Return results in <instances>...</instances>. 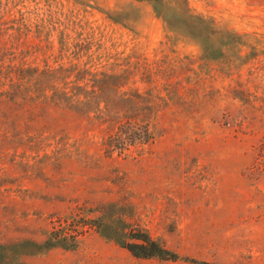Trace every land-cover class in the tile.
Returning <instances> with one entry per match:
<instances>
[{
    "label": "rangeland",
    "instance_id": "374dc122",
    "mask_svg": "<svg viewBox=\"0 0 264 264\" xmlns=\"http://www.w3.org/2000/svg\"><path fill=\"white\" fill-rule=\"evenodd\" d=\"M24 62L55 74L0 103V264H264V0H0V65ZM136 115L155 141L108 157ZM77 206L75 248L44 246ZM137 226L176 260L132 255Z\"/></svg>",
    "mask_w": 264,
    "mask_h": 264
},
{
    "label": "trees",
    "instance_id": "16d2710c",
    "mask_svg": "<svg viewBox=\"0 0 264 264\" xmlns=\"http://www.w3.org/2000/svg\"><path fill=\"white\" fill-rule=\"evenodd\" d=\"M28 64V62H24L19 67L15 65H0V103L6 106L7 111H13L16 105L21 106L20 111L35 109L31 106L34 96L33 88L37 85L36 83H32L33 72H37V74L41 73L47 77L55 74L54 68L49 63L46 64L42 71L39 68L35 71L33 69L35 67L31 68ZM72 68L78 70V74L74 81L67 80V83H65L66 88H68V83L75 82V86L71 90L65 91V96H68L67 101L69 102L76 100L82 103L84 100L82 97L88 91L75 93L74 89L79 88V90L84 91V89L90 86L91 82V86L97 88L98 82L92 77L88 78V76L94 75V73L86 67H81L80 63L74 64ZM66 70L68 69L66 68ZM80 81L85 82L83 85H80ZM78 94L79 96H77ZM156 128L155 119L149 115L126 116L125 119L117 124L115 130L104 138L103 146L108 151L107 156L112 157L116 150L120 154H126L134 145L140 144L144 146L153 143L157 134ZM78 208L79 206L71 210V213L74 215L72 218L60 217L58 224L54 223V230L50 232L49 238L44 242V246L54 247L62 245L66 248H75L76 242L71 243L70 240L73 239L75 241L77 236L71 234L70 226L73 222L71 219H77L76 210ZM86 225L83 224L81 227H85ZM129 238L130 240L125 242L124 246L136 257L159 258L165 261L176 260L177 256L175 253L171 252L140 226L131 228ZM7 254L8 252L4 245L0 244V258H3Z\"/></svg>",
    "mask_w": 264,
    "mask_h": 264
}]
</instances>
